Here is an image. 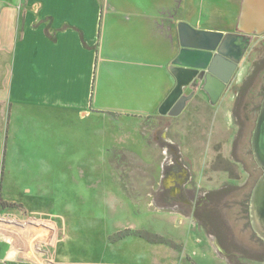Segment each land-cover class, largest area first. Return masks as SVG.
<instances>
[{"label":"rangeland","instance_id":"rangeland-1","mask_svg":"<svg viewBox=\"0 0 264 264\" xmlns=\"http://www.w3.org/2000/svg\"><path fill=\"white\" fill-rule=\"evenodd\" d=\"M195 16L209 25L203 9ZM199 94L178 116L20 118L5 164L10 180L27 188L5 190L18 205L0 209V264H260L226 263L214 247L196 254L215 246L199 218L208 212V204L199 209L208 185L226 187L232 198L238 190L231 184L248 178L239 157L250 165L238 153L245 144L235 141L241 114L233 90L216 103ZM208 226L215 231V223ZM126 229L132 233L121 237Z\"/></svg>","mask_w":264,"mask_h":264},{"label":"crops","instance_id":"crops-1","mask_svg":"<svg viewBox=\"0 0 264 264\" xmlns=\"http://www.w3.org/2000/svg\"><path fill=\"white\" fill-rule=\"evenodd\" d=\"M202 1L0 0V200L16 201L5 195L10 187L27 188L10 180L5 164L20 118L43 113L82 119L95 112L156 115L176 85L170 65L179 51L180 21L223 32L264 28L262 0H254L248 12L246 0ZM202 9L209 24L205 27L195 16ZM208 187L211 191L199 206L208 204V212L199 218L215 246L198 247L196 254L204 257L214 247L226 263L264 264V238L254 235L250 216L245 231L233 218L214 221V212L233 215L239 210L233 202L226 206V187ZM213 223L216 231L209 229Z\"/></svg>","mask_w":264,"mask_h":264},{"label":"water","instance_id":"water-1","mask_svg":"<svg viewBox=\"0 0 264 264\" xmlns=\"http://www.w3.org/2000/svg\"><path fill=\"white\" fill-rule=\"evenodd\" d=\"M253 1L246 0L245 12H248ZM262 1L264 3V0ZM262 17L264 16L259 14V18ZM242 30L246 33L264 32V28ZM178 32L179 51L170 65L176 85L159 108V114L163 116H178L182 113L187 101L194 96V93L187 96L185 88L197 80L204 81L205 91L211 102L216 103L248 46V42H242L243 36L240 34L199 29L186 21L178 23ZM230 52H237L238 56H230ZM211 79L217 88L216 97H212V88L208 85ZM252 145L257 162L264 170V100L257 118ZM250 215L254 229L264 238V173L253 190Z\"/></svg>","mask_w":264,"mask_h":264},{"label":"flooded vegetation","instance_id":"flooded-vegetation-1","mask_svg":"<svg viewBox=\"0 0 264 264\" xmlns=\"http://www.w3.org/2000/svg\"><path fill=\"white\" fill-rule=\"evenodd\" d=\"M230 32L243 36L242 42H248V46L246 52L242 57V60L237 64V67L230 81L226 84L217 102H219L226 94H229L230 91L233 90L232 103L233 106H235L236 111L238 110L240 112L239 114H241L240 120H238V123H236V126L239 127V131L235 141H238V147L241 144H245L244 146L242 145L243 148L241 150L240 148H238V153L241 152L244 156H246L247 160L250 161V165L247 163L248 161L241 159V157H239L240 160L238 158L240 164L247 170L248 178L243 185L235 187L238 190V194L234 195L232 198L229 197L227 199L228 204L226 206L229 207L233 202L238 205L239 211L237 213L235 212V214L233 215L231 214L230 217L227 212L226 214L222 212L218 215V222L220 221L221 223L223 217H227V219L230 218L229 220L233 218V221L236 222V225L240 226V231H245L248 227V215L250 216L251 220L250 205L253 190L264 173L263 168L257 162L252 145V138L256 127L257 118L264 100V37H262L264 33L250 34L244 32L239 28L228 30L225 33ZM178 40L180 44V39ZM230 56H238V53L230 52ZM246 56H249V63L244 72V70L242 69V63L246 59ZM238 74V79H235ZM213 83L214 80L211 79L208 85L212 88V97H216L217 88L216 85H213ZM203 85L204 81L199 82L197 80L196 82H194V84H191L190 86L185 88V94L187 96L194 93V96L187 101V104L199 93L203 94H199L200 96L209 97ZM176 157H178L179 160V155L176 154ZM181 162L182 163L180 164L182 165V169L186 173V176L183 177L184 182L191 183L193 179L191 169L186 162H183V160ZM180 184L181 183H179V185ZM220 208L221 206L216 208V210H219ZM251 225L253 226L252 223ZM254 235L259 238V234L255 229Z\"/></svg>","mask_w":264,"mask_h":264},{"label":"trees","instance_id":"trees-1","mask_svg":"<svg viewBox=\"0 0 264 264\" xmlns=\"http://www.w3.org/2000/svg\"><path fill=\"white\" fill-rule=\"evenodd\" d=\"M111 114H115V113H112L111 112ZM16 205H18L16 202H8V201H6V200H3V199H1L0 200V206L1 207H8V206H16ZM20 205H22V204H20ZM130 233H132L131 232V230L130 229H126V230H124V231H122L121 233H120V236L121 237H125L126 235H128V234H130Z\"/></svg>","mask_w":264,"mask_h":264}]
</instances>
